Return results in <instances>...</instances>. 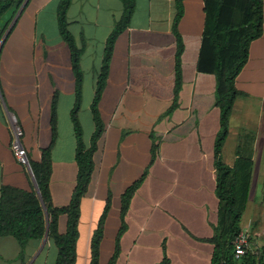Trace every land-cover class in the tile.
<instances>
[{
    "label": "crops",
    "instance_id": "0c3cea01",
    "mask_svg": "<svg viewBox=\"0 0 264 264\" xmlns=\"http://www.w3.org/2000/svg\"><path fill=\"white\" fill-rule=\"evenodd\" d=\"M60 2L29 0L0 49V195L3 186L36 188L31 167L21 164L12 150L13 119L24 129L29 163L39 162L42 150L53 141L56 103L50 188L54 206L65 207L78 176L71 118L76 79L70 48L59 29ZM177 12L176 0H136L130 25L116 40L99 103L105 129L93 178L81 202L77 264H89L91 238L110 198L100 251V264L109 263L122 224L123 194L142 178L130 201L116 264H160L165 255L170 264H212L210 240L218 233L219 211L217 78L197 69L205 2L185 0L177 27L183 50L176 93ZM123 13L122 0H72L68 10L69 29L83 49L79 120L87 145L96 130L92 104L106 43ZM236 86L241 94L231 114L223 161L231 167L241 158L252 162L241 226L248 234L249 248L256 251L264 246V32L251 44L249 61ZM84 113L89 117L88 132ZM66 226L63 217L61 232ZM51 244L49 238L31 240L23 251L15 237L4 236L0 264H47ZM104 253L108 258L102 263Z\"/></svg>",
    "mask_w": 264,
    "mask_h": 264
},
{
    "label": "trees",
    "instance_id": "16d2710c",
    "mask_svg": "<svg viewBox=\"0 0 264 264\" xmlns=\"http://www.w3.org/2000/svg\"><path fill=\"white\" fill-rule=\"evenodd\" d=\"M26 0H0V41ZM124 13L109 36L97 88L92 104L96 130L87 145L83 138V129L79 120V111L83 99L84 74L81 68L83 49L79 48L69 29L68 10L72 0H61L58 7L60 33L71 51L72 66L76 79L75 106L71 118L74 125L77 149L76 161L78 176L75 191L69 205L56 207L51 197V178L53 173L52 150L57 135L56 103L53 104L52 144L42 150L39 162H30L31 171L38 190L30 191L3 186L0 195V239L11 235L21 244L23 251L31 240L42 241L48 238L58 249L56 264H77L79 222L81 202L86 195L95 171V154L104 133L99 103L103 95L113 50L119 35L130 25L136 0H122ZM184 1L176 0L177 15L174 31L179 40L177 52L176 93L181 84L180 56L183 46L180 44L178 24L184 15ZM205 28L199 53L197 69L200 73L213 74L217 78V106L221 112V131L215 143L217 168V195L219 198L218 233L210 241L214 244L212 264H264V246L256 251L248 248L242 258H235V240L242 232V218L246 211L251 183V160L241 158L231 167L223 161V148L230 132V118L241 92L236 81L249 61L253 41L262 37L264 32V0H204ZM10 13L4 24L3 17ZM153 150V157H155ZM143 178L129 187L122 197L121 228L116 238L115 252L108 264H116L121 254V239L127 230L126 215L130 201ZM111 199L93 233L90 244L89 264H100L101 243L104 238L106 218ZM67 219L66 231L61 232L60 221ZM160 264H170L165 255Z\"/></svg>",
    "mask_w": 264,
    "mask_h": 264
},
{
    "label": "built area",
    "instance_id": "2783aa9c",
    "mask_svg": "<svg viewBox=\"0 0 264 264\" xmlns=\"http://www.w3.org/2000/svg\"><path fill=\"white\" fill-rule=\"evenodd\" d=\"M14 139L12 150L16 159L23 165L29 166L27 149L24 146V129L16 119H13ZM249 248V237L246 232H241L235 240V258L240 259Z\"/></svg>",
    "mask_w": 264,
    "mask_h": 264
},
{
    "label": "rangeland",
    "instance_id": "374dc122",
    "mask_svg": "<svg viewBox=\"0 0 264 264\" xmlns=\"http://www.w3.org/2000/svg\"><path fill=\"white\" fill-rule=\"evenodd\" d=\"M9 15H10V13H7L3 17L1 24H4L6 22ZM83 121H84L85 131L88 132L89 127H90V123H89V117H88L87 113L83 114ZM57 254H58L57 247L55 245L51 244V247H49L48 254H47V259H46L47 264H56ZM82 256L83 255H82V251H81V247H80L79 257L82 258ZM107 258H108V256L104 253L103 256L101 257L102 263L106 262Z\"/></svg>",
    "mask_w": 264,
    "mask_h": 264
},
{
    "label": "water",
    "instance_id": "95a60500",
    "mask_svg": "<svg viewBox=\"0 0 264 264\" xmlns=\"http://www.w3.org/2000/svg\"><path fill=\"white\" fill-rule=\"evenodd\" d=\"M29 0H26L24 2V4L22 5V7L20 8V10L18 11L16 17L14 18V21L12 22V24L10 25V27L8 28L7 32L5 33V35L3 36L2 40L0 41V49L1 47L3 46V43L5 42V39L7 37V35L9 34V32L11 31V28L13 27L15 21L17 20L18 16L20 15V13L23 11L24 7L26 6V4L28 3ZM30 166V165H29ZM34 182H35V186H36V189L38 190V187H37V184H36V181L34 179ZM46 239H48V234L46 235L45 237Z\"/></svg>",
    "mask_w": 264,
    "mask_h": 264
}]
</instances>
